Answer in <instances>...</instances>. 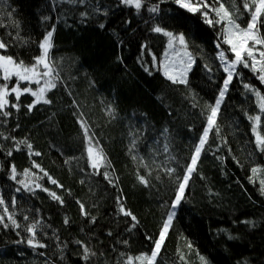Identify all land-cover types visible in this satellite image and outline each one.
<instances>
[{"label":"trees","instance_id":"1","mask_svg":"<svg viewBox=\"0 0 264 264\" xmlns=\"http://www.w3.org/2000/svg\"><path fill=\"white\" fill-rule=\"evenodd\" d=\"M221 2L229 11L239 9L237 23L247 25L242 0ZM157 4L158 13L150 12ZM141 5L0 0V41L7 45L0 55L31 65L52 31L49 59L58 73L56 87L46 93L50 104L29 111L34 98L23 94L18 111L9 106L10 115L0 116V135L6 137L0 139V214H12L20 225L14 228L7 218L9 226L0 225V264H127L128 258L141 264L136 258L153 251L226 73L216 48L223 25L210 27L174 0ZM261 21L264 35V16ZM157 26L186 37L195 58L186 84H173L163 74L169 39L153 31ZM237 71L221 103L219 132L209 134L155 264H202L201 256L207 264H264V152L255 144L257 133L264 136V112L244 88L264 95V84L249 69ZM15 83L13 78L9 87ZM256 115L258 124L249 119ZM81 121L94 152L103 155L98 170L90 167ZM13 165L18 180L25 170L34 174L33 191H16L21 185L10 178ZM166 168L175 171L169 175ZM121 206L136 220L123 215ZM32 224L39 225L36 242L46 247L28 245Z\"/></svg>","mask_w":264,"mask_h":264},{"label":"snow or ice","instance_id":"2","mask_svg":"<svg viewBox=\"0 0 264 264\" xmlns=\"http://www.w3.org/2000/svg\"><path fill=\"white\" fill-rule=\"evenodd\" d=\"M122 2L125 5L134 6L137 10H139L142 6L141 0H122ZM160 2H163V0H160ZM174 2L180 9H184L192 15L199 13L202 18V22L208 24L210 27L223 25V38L217 41L216 48L218 49V60L223 66V71L226 73V76L223 81L222 90L218 93V98L215 100L214 104H210L208 106L206 127L198 140L197 146L194 148L193 155L185 170V174L177 186L175 198L169 206V214L163 223L158 240L154 243L153 251L150 255H142L136 258L141 261V264H155L162 245L166 239V235L173 223V219L180 211V206L182 200L184 199L189 179L196 169L198 159L208 140L209 134L214 128L217 133L219 132V128L216 127L219 110L229 88V84L232 82L234 76L240 75L237 69L240 67L249 69L254 75H257L259 81L264 84V35L260 34L258 27V24L262 22L261 17L264 16V0H242L243 9L249 14V21L245 27H242L239 23H237L238 15L236 14L239 12V9L234 8L233 11H229L221 0H213V3H217L219 5L215 8H213L212 4H210L208 0H174ZM149 11L152 13H158L159 5L157 4L152 6ZM210 12H214V18L210 16ZM234 15H236V18H234ZM153 31L156 33H163L164 36L168 37V48L174 50L176 64L172 70L176 72V74L170 75L169 67L166 65L165 75L173 84H186V73L191 68L194 60L191 53L187 50L188 42L186 37L183 33L174 34L173 32L166 31L159 26L155 27ZM52 34V31H49L43 38L42 42L39 44L42 54L38 57H34L31 65H25L22 60L18 62L12 56L0 55V81H2V83H0V116L8 117L10 115V113L6 111V108L9 106L18 111L20 107V97L23 94H30L34 98L33 102L27 106L29 111L40 103H51V101L46 98V93L56 87V80L58 77V73H54L52 62L49 59V52L52 47ZM177 44L179 45L178 48L176 47ZM221 44L227 45V49H221ZM6 48L7 45L3 41H0V49ZM165 55L167 56V53H165ZM229 55H231L232 59H229ZM209 71H211V69H209ZM13 78H15L16 83L10 88L9 83ZM22 82L27 86L22 88ZM32 84L37 85V88L33 89L31 87ZM244 88L255 94L260 101V111L264 112V95H261L258 90L251 88L248 84H244ZM9 96H13L16 103H11L8 99ZM109 114L111 115V112H109ZM249 119L258 124L261 117L260 115H256L254 117H249ZM81 128L83 129V135L88 140L87 157L90 162V167L98 170L104 163L103 155L99 151L94 152L92 137L89 136L88 128L83 121H81ZM253 132H256L255 127H253ZM0 139H6V137L0 135ZM255 144L260 151L264 152V136L257 133L255 137ZM27 147L29 150L32 148L31 144H28ZM134 147L135 140L132 141V148ZM164 151H168L167 145H164ZM11 154L12 152L9 151L8 155ZM35 155L39 156L40 153L36 152ZM132 158L135 160L136 156L134 155ZM35 167L39 168V165H35ZM165 170L169 175L175 171L174 168H166ZM41 171L43 170L41 169ZM10 172V178L17 181V183L21 185L20 188L16 189L17 192H20L22 189L27 191L34 190L32 185L35 183V177L29 170H25L22 174L24 178L19 180L17 179L18 173L14 165L11 166ZM251 172L255 174L257 169L252 168ZM44 174L47 175V173ZM104 175L105 178H107V172H105ZM139 180L142 184L147 186L148 181L145 177L140 176ZM51 183L57 184V181L52 179ZM260 183L264 186V180H261ZM35 187L40 188L41 186L39 184H35ZM42 190L47 191V189ZM262 191H264V187H262ZM50 195H52L56 200H60V197L56 196L54 192L50 193ZM60 202L63 203V201ZM4 204L5 201L0 198V205ZM12 205L15 206L14 198ZM80 207L83 212L84 205L80 204ZM119 210L123 213V215L130 216L133 221L136 220V217L124 209L123 206H121ZM3 213H8V208L6 206L3 208ZM5 218L11 222V225L14 228L20 227L19 223L12 214H8L7 217H5L4 214H0V225H3L4 227L9 226L5 223ZM24 219L27 220L28 217H24ZM65 223H67V220H65ZM38 227L39 225L32 224L26 228V231L31 233V238L27 240V243L33 248L46 247V245L38 243L35 240L36 229ZM133 227H135V225H133ZM189 247H191L190 244ZM88 251L89 250L85 246V259H87ZM200 260L202 261V264H207V261L203 256L200 257ZM127 264H132V258H128Z\"/></svg>","mask_w":264,"mask_h":264},{"label":"rangeland","instance_id":"3","mask_svg":"<svg viewBox=\"0 0 264 264\" xmlns=\"http://www.w3.org/2000/svg\"><path fill=\"white\" fill-rule=\"evenodd\" d=\"M169 39V38H168ZM177 48L179 47V45L177 44V46H176ZM169 50V52H167ZM188 52H190L191 53V51H190V48H189V45H188ZM166 53H167V55H168V58H167V62H165V65L164 66H162V72H163V74L165 75V66L167 65L168 67H169V74L170 75H175L176 74V72H174L172 69H173V67L175 66V64H176V58H175V56H174V50L173 49H169L168 48V46H167V50H166ZM191 55H192V53H191ZM192 57L194 58V55H192ZM194 60H195V58H194ZM194 60H193V63H192V66H191V68L187 71V73H186V80H187V78H188V75H189V73H190V71H191V69H192V67H193V65H194ZM166 76V75H165ZM167 77V76H166Z\"/></svg>","mask_w":264,"mask_h":264}]
</instances>
